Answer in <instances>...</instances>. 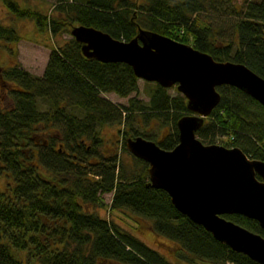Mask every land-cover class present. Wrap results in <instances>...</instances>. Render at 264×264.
Wrapping results in <instances>:
<instances>
[{"label":"trees","instance_id":"1","mask_svg":"<svg viewBox=\"0 0 264 264\" xmlns=\"http://www.w3.org/2000/svg\"><path fill=\"white\" fill-rule=\"evenodd\" d=\"M208 1L56 0L60 15L52 16L4 0L12 13L32 19L42 32L57 34L64 24H83L130 41L139 28L149 29L216 60L244 63L264 77V0L237 9L233 37L223 39L199 17ZM19 39L15 27L0 23V47L5 42L4 48L16 55L10 44ZM138 80L127 63L85 57L74 37L52 49L41 76L19 62L0 71V264H175L90 211L104 205L101 195L109 192L110 209L151 221L155 234L191 256L185 255L190 264H261L178 211L165 190L151 185L146 161L133 155L131 166L120 157L118 145L103 148L107 125L121 126L127 152L128 137L143 136L165 149L178 144V119L189 113L181 93L170 95L156 84L149 102L132 97L128 105H120L103 96L114 92L126 97L138 91ZM218 90L221 101L197 136L264 161L263 105L235 86ZM4 100L8 104H1ZM40 134L47 136L40 141ZM223 216L264 236L255 219L238 213Z\"/></svg>","mask_w":264,"mask_h":264},{"label":"water","instance_id":"2","mask_svg":"<svg viewBox=\"0 0 264 264\" xmlns=\"http://www.w3.org/2000/svg\"><path fill=\"white\" fill-rule=\"evenodd\" d=\"M71 33L85 57L127 63L139 79L164 88L177 86L189 109L177 122L178 144L165 149L136 136L126 138V147L149 164L151 185L165 190L178 211L218 241L264 264V236L223 216L242 214L264 228V161L250 158L239 147L206 144L197 136L221 101L219 86H235L264 107V77L244 63L216 60L149 29L139 28L130 41L83 24L74 25Z\"/></svg>","mask_w":264,"mask_h":264},{"label":"rangeland","instance_id":"3","mask_svg":"<svg viewBox=\"0 0 264 264\" xmlns=\"http://www.w3.org/2000/svg\"><path fill=\"white\" fill-rule=\"evenodd\" d=\"M20 3L21 6L31 7L38 9L46 14L60 15L59 11L55 10L56 0H15ZM216 3V7L212 6L211 2ZM251 0H209L208 8L200 13V18L207 20L209 24L218 29L219 38H232L233 28L232 24L234 20L239 18L237 9H243L247 3ZM138 12V9L134 11ZM0 23L8 26L15 27L20 35V39L17 43L10 44L12 48L16 49V55L11 54L6 48L7 43L2 42L4 47H0V71L4 68L14 65L19 62L21 66L30 71L35 76H41L44 73L46 64L48 62L50 53L54 47H60L67 43L73 35L71 33L74 24H64L62 29L57 34H51L48 32L39 31L35 25V22L29 18H19L12 13L6 6L4 0H0ZM1 43V42H0ZM156 82L146 81L143 79L138 80V91L132 92L126 97H121L114 92L103 94L104 97L110 99L116 104L128 105L129 100L132 97H136L143 102H149L151 93L156 88ZM2 94H6L3 90ZM170 95H177L180 93L177 86L168 88ZM6 103V100L1 101V104ZM43 109H47V104H42ZM188 114V113H187ZM154 126V123L151 126ZM121 126L107 125L103 128L105 134L106 146L118 145L120 150L119 155L128 165H133V156L129 150L128 152L122 148L123 137L120 135ZM154 130L153 133H155ZM166 132V129H165ZM47 135L40 134V141ZM219 143L220 140H217ZM109 147V146H108ZM113 192L105 193L101 195V206H91L90 211L97 212L103 218L109 219L117 223L121 230L134 234L146 244L152 248L158 250L166 258L171 260L175 264H190L186 261L185 255L191 258V256L180 247L176 246L170 239L157 235L152 230L151 221L146 219L135 218L133 214L126 210H112L110 204L112 202ZM178 249V250H177ZM100 264H118L113 261H104ZM196 264H205L203 262L196 261Z\"/></svg>","mask_w":264,"mask_h":264}]
</instances>
